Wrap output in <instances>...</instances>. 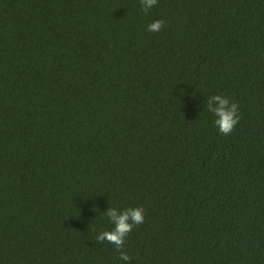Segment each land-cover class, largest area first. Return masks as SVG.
Instances as JSON below:
<instances>
[{
	"label": "trees",
	"instance_id": "16d2710c",
	"mask_svg": "<svg viewBox=\"0 0 264 264\" xmlns=\"http://www.w3.org/2000/svg\"><path fill=\"white\" fill-rule=\"evenodd\" d=\"M141 206L130 264H264V0H0V264H125Z\"/></svg>",
	"mask_w": 264,
	"mask_h": 264
},
{
	"label": "clouds",
	"instance_id": "9594fccd",
	"mask_svg": "<svg viewBox=\"0 0 264 264\" xmlns=\"http://www.w3.org/2000/svg\"><path fill=\"white\" fill-rule=\"evenodd\" d=\"M158 0H140V10L148 14L149 11L157 6ZM164 27V21L157 20L148 25L149 32H159ZM216 102L218 106H214ZM206 110L212 113L216 120L214 121L219 132L223 136H229L239 124V105L231 101L224 95H213L208 98ZM145 209L141 207L127 208L123 211H118L116 208L110 207L105 213L110 223L114 225L112 230L102 231L96 236L97 242H108L115 246V249L120 253V260L125 264H130L131 257L124 250L125 240L133 231L134 227L144 223Z\"/></svg>",
	"mask_w": 264,
	"mask_h": 264
}]
</instances>
